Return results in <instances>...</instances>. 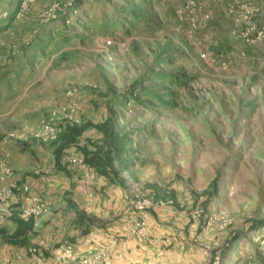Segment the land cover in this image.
Listing matches in <instances>:
<instances>
[{"label":"rangeland","instance_id":"374dc122","mask_svg":"<svg viewBox=\"0 0 264 264\" xmlns=\"http://www.w3.org/2000/svg\"><path fill=\"white\" fill-rule=\"evenodd\" d=\"M93 2L61 36L41 43L34 62L19 59L32 33L1 30L0 143L18 131L24 138L7 142L26 149L44 120L57 123L61 135L84 127L63 158L85 157L83 147L94 150L111 131L124 136L114 177L136 201L151 200L149 214L155 204L187 198L201 230L227 232L237 247L248 243L239 264H264V61L258 66L244 51V65L236 64L233 54L199 38L200 29L191 33L177 19L180 0ZM23 65L32 68L26 88L12 89ZM73 99L72 121L65 115ZM109 121L106 131L98 127ZM59 138L40 142L58 147ZM217 254L221 263L223 249Z\"/></svg>","mask_w":264,"mask_h":264},{"label":"crops","instance_id":"0c3cea01","mask_svg":"<svg viewBox=\"0 0 264 264\" xmlns=\"http://www.w3.org/2000/svg\"><path fill=\"white\" fill-rule=\"evenodd\" d=\"M21 1L0 2V8L13 12L11 18L0 22V32L4 27L5 31L15 29L20 38L32 33L34 39L19 59L34 62L43 46L41 43L58 38L69 25L61 21L39 22V13L49 0H38L31 5L28 15L19 20L14 11ZM203 1L199 38L207 44L219 45L226 54H233L236 64H242V58L249 54V60L260 66L259 60L264 61V42L247 44L235 36L234 30L244 2L257 8L254 19L264 28V0ZM94 3L93 0L84 3L79 17H83ZM232 7L236 10L234 13L230 12ZM204 13H209L210 17L205 18ZM31 71L32 68L25 70L24 65L21 70L16 68L13 75L23 79L15 81L12 89H25V76ZM38 80L34 75L29 89ZM32 93L34 90L30 89L29 94ZM34 117V122L40 119V115ZM27 143L26 149L7 141L0 143V174L1 163L5 162L13 170L8 181L20 185L9 200L0 201V259L11 257L15 259L14 264H28L30 247L39 246L50 256L54 248L64 242L72 243L80 251L109 246L117 264H198L202 261L239 264L249 253L248 243L245 246L240 243L237 247L238 239L229 241L227 232L201 230L200 222L189 215L193 202L182 197L173 205H153L146 235L134 233L132 230L141 212L135 208L136 199L132 198L126 183L100 174L88 162L89 168L71 163L68 157L57 162V144H44L38 139ZM67 151L71 155L72 148ZM23 186H28L29 191L25 192ZM28 195L46 200L50 205L49 213L39 218L22 219L19 210ZM227 240L228 245L224 247ZM220 249H223L222 261L216 263V258L220 260L217 254Z\"/></svg>","mask_w":264,"mask_h":264},{"label":"built area","instance_id":"2783aa9c","mask_svg":"<svg viewBox=\"0 0 264 264\" xmlns=\"http://www.w3.org/2000/svg\"><path fill=\"white\" fill-rule=\"evenodd\" d=\"M38 0H22L16 10V18L25 16L31 5ZM87 0H49L39 13V22L48 23L52 21H61L66 25H72L81 13V8ZM182 3L176 10L177 19L188 26L191 33L196 32L200 28L199 14L204 12V3L202 0H180ZM242 12L237 18L238 26L234 30L236 37L242 39L247 44H261L264 42V28L259 26L254 17L257 13V8L249 2L241 4ZM232 7L230 12H235ZM13 12L7 8H0V22L11 18ZM205 18H209V13H205ZM33 35L25 39V44H29ZM111 43V40L107 41ZM205 56V55H204ZM221 66L227 67V61L221 57ZM74 93L69 92V96ZM77 101L72 100V107L66 113L67 120H75ZM62 128L54 121H42L40 128L33 133V137L40 141H54L61 135ZM7 141L22 140L24 134L22 132H10L7 135ZM69 161L79 165L82 168H89L90 165L86 162L84 155L70 157ZM2 173L0 174V201L9 200L15 191L20 188L16 181H8V178L13 175V170L5 162H2ZM4 184V185H2ZM25 192L29 191L28 186H23ZM152 204L151 200L136 201L135 207L141 212L140 220L134 225L133 232L145 236L148 226L149 212L147 207ZM50 211L49 203L40 196L28 195L24 203L21 204L19 215L24 220L39 218L45 216ZM197 214H200L199 212ZM196 217V216H195ZM261 238V236H260ZM259 238V239H260ZM28 264H117L111 254L109 246H99L93 251H80L75 248L72 243L64 242L54 248L50 256L47 255L44 249L39 246H32L28 250ZM15 259L11 257H2L0 264H14ZM216 263H220L219 258H216ZM198 264H207L199 262ZM243 264H254L247 261Z\"/></svg>","mask_w":264,"mask_h":264},{"label":"trees","instance_id":"16d2710c","mask_svg":"<svg viewBox=\"0 0 264 264\" xmlns=\"http://www.w3.org/2000/svg\"><path fill=\"white\" fill-rule=\"evenodd\" d=\"M1 1L2 0H0V2ZM110 123L111 121L104 122L98 127L106 131V128ZM83 130L84 127L80 126H68V128L65 129V132L59 138L62 143L58 146L55 154L57 162L62 159L64 148L79 142ZM126 145L124 136L119 137L115 132L111 131L104 140V143L95 144L94 150L90 149L88 146L83 147V151L86 156V161L90 165L96 167L100 174L114 176L118 175L114 161L121 158Z\"/></svg>","mask_w":264,"mask_h":264}]
</instances>
